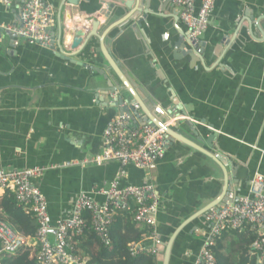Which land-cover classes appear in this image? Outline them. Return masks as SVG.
I'll return each instance as SVG.
<instances>
[{
  "label": "crops",
  "instance_id": "obj_1",
  "mask_svg": "<svg viewBox=\"0 0 264 264\" xmlns=\"http://www.w3.org/2000/svg\"><path fill=\"white\" fill-rule=\"evenodd\" d=\"M46 1L54 13L50 33L57 39L61 0ZM109 1L81 0L65 24L91 29L90 22L97 20L98 35L105 33L104 43L123 72L159 100L162 109L176 114L169 121L189 122L206 136L215 132L216 153L226 164L231 193L235 198L247 195L253 176L264 172V40L251 39L242 21L264 16V0L215 1L200 43L203 62L189 56L174 58L172 47L187 29L174 18L172 9L167 8L163 17H148L144 36L131 28L132 21L125 20L128 11L121 6L106 13ZM8 2L6 6L0 3V26H12L18 19L21 0ZM9 42L2 34L0 170H43L32 183L46 198L53 225L70 217L80 193L103 203L96 188L104 182L119 178L121 187L150 183L159 198L157 240L143 237L141 247L157 248L156 264H162L165 245L189 220L173 242L169 264H195L208 227L203 219L191 217L220 196L223 172L178 143L165 149L157 168L148 175L130 165L121 170L117 162L85 164L101 152L104 129L120 115L111 97L96 91L97 71L109 70L100 42L91 38L69 60L58 56L56 43L52 50L23 41L11 47ZM141 98L152 114L164 120L160 105L152 106L149 99ZM173 101L183 115H177ZM234 241L227 238L223 245L229 248ZM26 251L34 256L36 249Z\"/></svg>",
  "mask_w": 264,
  "mask_h": 264
},
{
  "label": "built area",
  "instance_id": "obj_2",
  "mask_svg": "<svg viewBox=\"0 0 264 264\" xmlns=\"http://www.w3.org/2000/svg\"><path fill=\"white\" fill-rule=\"evenodd\" d=\"M216 0H173L172 6L180 23L187 29L188 40L194 46L201 43L207 30ZM8 5V0H0ZM54 13L46 0H21L17 21L6 29L13 45L23 41L31 45L52 49L50 29L54 26ZM177 120L165 125L171 126ZM165 153L163 129L142 125L132 121L128 114L119 115L107 124L102 136V149L95 157L84 163L102 166L117 162L123 170L130 165L146 175L154 171ZM42 169L20 171L0 170V193H11L18 206L36 221L34 237H24L11 230L0 220V264L5 256H16L28 248L36 249L37 264H86L85 259L75 253L73 237L90 230L106 247L110 245L109 229L119 213L132 214L133 222L142 224L155 235L159 198L155 187L148 183L142 187H121L120 179L104 182L96 188V194L104 197L98 203L86 193L76 198L69 218L52 224L47 201L32 181L39 178ZM122 174V173H121ZM206 232L202 233V246L195 264H216L212 248L223 232L242 231L249 227L256 235L250 246L251 255L258 262L264 261V172L253 176L248 193L232 202L211 208L204 217ZM158 249H144L140 243L129 245L130 257L141 254L157 256Z\"/></svg>",
  "mask_w": 264,
  "mask_h": 264
},
{
  "label": "water",
  "instance_id": "obj_3",
  "mask_svg": "<svg viewBox=\"0 0 264 264\" xmlns=\"http://www.w3.org/2000/svg\"><path fill=\"white\" fill-rule=\"evenodd\" d=\"M172 1L173 0H110L107 5L108 7L106 13H111L117 6H121L128 11L126 14L127 18L125 20L132 21L131 28L137 34H143L145 36L143 26L146 25L148 17H157L159 14L163 17L167 8H170L172 9L173 16L175 15L174 18L176 20L178 19L173 11ZM80 3L81 0H61L60 13L57 16L59 38H57V41L55 36H52V50H54V45L56 43L58 56L69 60V58L74 57L72 56L73 54L76 55L82 52L91 38H96L100 42L101 54L109 67L107 72L100 70L97 71L100 77V80L97 83L98 86L96 87L97 94L102 97L110 96L113 103L112 107L118 109L120 115H130L133 122L138 121L142 125L149 124L153 127L163 129L165 136V149L172 146L174 143H178L183 147L201 154L204 159L215 164L223 172L224 187L220 196L201 208L191 218L204 220L205 214L211 208L219 207L227 201L232 202L235 197L231 193V187L229 185L230 180L227 176L228 172L224 159L216 153L217 150L214 145L216 140L215 132L210 131V134L206 136L196 130L189 122L182 124L180 121H176L172 126L166 127L165 124L169 122V118L175 117L176 114L170 110L165 111L166 109H162L161 102L159 100L149 94L141 85L138 86L127 73L123 72L120 63L111 56L110 50L104 43L105 33L98 35V29L100 28L99 22L97 20L90 22L91 29L84 24H75L74 26H67L65 24V19L66 21H70L71 17L74 15V9H78ZM154 8L157 9V12H154ZM125 20H123L122 23H124ZM243 22H246L248 25L247 31L251 39H257L259 41L264 40V16H260L256 20L253 19V17H247L242 21V23ZM121 24L119 23V25ZM53 31L54 28H51L50 32ZM2 34H6V36L10 38L8 45L12 47L13 39L10 33L4 29H0V39ZM227 43H229V41ZM203 48L202 44H198L197 46L191 44L188 40L187 34H181L179 40L172 47L175 59H177V55L181 58L189 56L201 62H203ZM113 74L116 77V81H114ZM141 95L146 98V101L149 99L152 106L160 105L161 111L165 116L164 120L159 119L155 114H152V111L144 105L145 101H143ZM173 105L178 111L177 115L184 114L183 109L179 104L173 101ZM104 106L106 107L107 104H104ZM182 125H185L187 129H185ZM188 222L189 220L183 223L165 245L162 253V264H169L173 242L180 230L184 228Z\"/></svg>",
  "mask_w": 264,
  "mask_h": 264
},
{
  "label": "trees",
  "instance_id": "obj_4",
  "mask_svg": "<svg viewBox=\"0 0 264 264\" xmlns=\"http://www.w3.org/2000/svg\"><path fill=\"white\" fill-rule=\"evenodd\" d=\"M0 220L5 222L13 232L34 237L37 224L35 219L17 205L11 193H4L0 198ZM152 230L133 222L132 214L119 213L113 219L109 229L110 245H102L90 230H85L81 236L73 237L75 253L86 259V264H156L155 256L141 254L130 257L129 245L139 243L143 237L150 236ZM225 236V237H224ZM227 238L236 239L233 246L226 248L223 241ZM256 235L249 227L242 231L223 232L222 237L212 248L216 264H264L251 255L250 246ZM235 246V248H233ZM228 249L227 253H224ZM1 264H37L36 252L31 255L21 251L16 256H5Z\"/></svg>",
  "mask_w": 264,
  "mask_h": 264
}]
</instances>
